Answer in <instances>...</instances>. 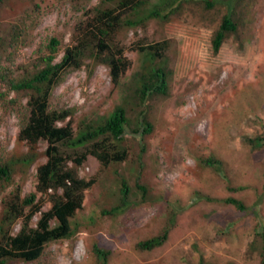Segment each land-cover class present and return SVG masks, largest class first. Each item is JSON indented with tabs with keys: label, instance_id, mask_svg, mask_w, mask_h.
<instances>
[{
	"label": "rangeland",
	"instance_id": "1",
	"mask_svg": "<svg viewBox=\"0 0 264 264\" xmlns=\"http://www.w3.org/2000/svg\"><path fill=\"white\" fill-rule=\"evenodd\" d=\"M37 2L39 10L16 0L0 7L1 31L28 13L36 24L32 44L13 50L5 64L27 63L52 37L65 49L73 44L77 23L86 19L83 9L69 0ZM200 4L189 0L172 22L152 20L146 30L125 28L118 34L117 41L132 61L119 86L113 85L104 65L90 72L89 60L91 68L83 66L63 78L51 98L52 108L71 109L75 128L83 121L101 120L126 105L142 72L145 55L129 47L170 42L168 95L146 104L152 132L142 138L127 130L130 156L123 164L105 168L89 157L77 169L78 175L94 178L96 184L85 193L83 209L72 219L76 234L49 244L40 261L17 264H94V244L110 252L108 264H261L259 252L250 251L249 244L264 224V147L252 150L245 139L264 136V0H222L216 11H206ZM232 9L239 32L214 54L213 36ZM62 56L63 51L56 61ZM14 97L11 93L8 100ZM9 101H0L3 157L26 150L18 143L21 122ZM46 148V143L39 145L40 159L29 168L25 181L15 178L13 184L23 185V195L35 189L37 167L47 160ZM213 156L222 162L220 171L203 164ZM120 175L131 188L134 204L118 215L104 214L120 202ZM138 184L150 189L149 200L142 201ZM14 187L0 185V210ZM230 197L249 208L257 206L258 217L253 210L242 212L226 204ZM50 207L47 201L44 210ZM173 211L177 216L167 242L152 251L138 249L139 242L162 230ZM20 228L19 222L14 233Z\"/></svg>",
	"mask_w": 264,
	"mask_h": 264
},
{
	"label": "trees",
	"instance_id": "2",
	"mask_svg": "<svg viewBox=\"0 0 264 264\" xmlns=\"http://www.w3.org/2000/svg\"><path fill=\"white\" fill-rule=\"evenodd\" d=\"M11 1L0 0V7ZM16 1L24 6L35 4L40 9L38 0ZM69 1L83 9L86 19L77 23L73 44L65 49L57 37H52L27 63L17 67L12 61L8 65L4 58L11 60L20 47L32 44L36 24L32 13H28L17 23L0 30V101H9L8 96L14 94V100L9 101L10 109L21 122L18 143L26 148L25 152L14 156L3 157L0 153V185L15 186L7 199H3L0 210V264L36 263L45 255L49 244L71 239L76 234L72 219L83 209L85 193L96 184L94 178H80L77 169L89 157H94L105 168L128 162L127 130L142 138L152 132L153 124L147 115L150 107L146 104L152 98L168 95L167 52L170 42L164 40L129 47V50L145 55L142 72L137 76L133 94L125 100L126 105L116 107L101 120L83 121L75 128L71 109L52 108L51 98L63 78L83 66L90 67L89 60L93 63L90 72L96 65H104L113 85L119 86L131 69L132 61L126 48L117 41L118 34L125 28L146 30L152 20L172 22L183 14V5L189 0H97L89 8L93 0ZM221 1L200 0V6L206 11H216ZM233 13L234 9L223 15L215 31L212 40L214 54H218L226 41L239 32V21ZM31 21L34 24H30ZM62 51V58L56 61ZM42 142L47 144L44 152L47 160L37 167L35 189L23 195V185L13 183L16 176L26 180L29 168L40 159L39 145ZM245 143L252 150L261 149L264 136L246 137ZM203 164L216 171L222 168V162L214 156L203 160ZM120 185L119 204L104 214L118 215L134 204L130 200L131 188L122 175ZM137 189L142 192L143 202L150 199V189L139 184ZM47 201L51 207L44 210ZM224 202L242 212L253 210L258 217L257 206L249 208L242 200L232 197ZM36 216L39 217L33 225ZM176 216L177 211H173L162 230L139 242L138 249L152 251L162 247L169 239ZM19 222L21 228L14 233ZM259 227L249 249L258 251L261 264H264V224L260 223ZM92 252L94 264H108L109 251L94 244Z\"/></svg>",
	"mask_w": 264,
	"mask_h": 264
}]
</instances>
